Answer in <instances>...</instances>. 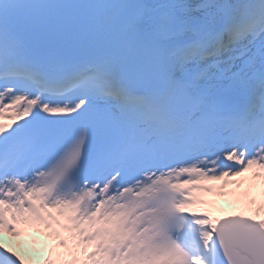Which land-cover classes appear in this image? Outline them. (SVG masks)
I'll use <instances>...</instances> for the list:
<instances>
[{
	"label": "snow or ice",
	"instance_id": "snow-or-ice-1",
	"mask_svg": "<svg viewBox=\"0 0 264 264\" xmlns=\"http://www.w3.org/2000/svg\"><path fill=\"white\" fill-rule=\"evenodd\" d=\"M250 171L264 0H0V234L42 226L65 264H264V202L194 210Z\"/></svg>",
	"mask_w": 264,
	"mask_h": 264
},
{
	"label": "bare ground",
	"instance_id": "bare-ground-1",
	"mask_svg": "<svg viewBox=\"0 0 264 264\" xmlns=\"http://www.w3.org/2000/svg\"><path fill=\"white\" fill-rule=\"evenodd\" d=\"M235 180L239 181V184H232L231 195L228 196H219L215 194H208L209 197L204 199L209 201V203L203 205H197V212H208L214 219L221 218L226 215H233L237 213L244 214H252L251 210L246 206L245 201L249 198H255L257 201L264 202V181L255 179L252 176L251 171L243 174L241 177H236ZM231 186V185H230ZM229 186V187H230ZM245 189V191L240 192L239 190ZM247 192V196H242L241 193ZM264 216V213L261 214ZM259 218V217H258ZM29 230H33L31 228L32 225H28ZM7 236L6 234H0V240L3 241V236ZM68 235V233H67ZM11 236V235H10ZM50 235L48 233L39 232L34 228V236L25 238L24 240H17L16 243L23 244L25 247H29L32 244L36 246V253H34L33 257H36L41 250V247L44 244L45 240H50ZM51 241V240H50ZM71 242V241H70ZM51 249L54 250L59 257L64 261H61L57 264H65L66 261L71 260L68 253L64 251L63 248L58 247L55 241H51ZM91 251V248H89ZM38 253V254H37ZM25 264L27 260H24Z\"/></svg>",
	"mask_w": 264,
	"mask_h": 264
},
{
	"label": "rangeland",
	"instance_id": "rangeland-1",
	"mask_svg": "<svg viewBox=\"0 0 264 264\" xmlns=\"http://www.w3.org/2000/svg\"><path fill=\"white\" fill-rule=\"evenodd\" d=\"M245 191V190H241ZM9 246H11L18 254L24 259L27 260L26 264H57L59 256H56L54 250L50 248L51 242L45 241V245L41 248L40 253L33 257L36 251L34 250V246L25 247L24 245L16 243V241L10 236L5 237L3 241L0 240Z\"/></svg>",
	"mask_w": 264,
	"mask_h": 264
}]
</instances>
